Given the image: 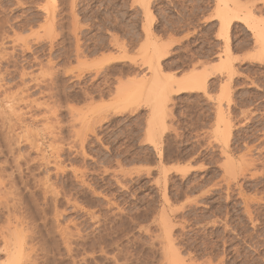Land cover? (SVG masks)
<instances>
[{
    "label": "rangeland",
    "instance_id": "374dc122",
    "mask_svg": "<svg viewBox=\"0 0 264 264\" xmlns=\"http://www.w3.org/2000/svg\"><path fill=\"white\" fill-rule=\"evenodd\" d=\"M224 1L0 0V264H264V0Z\"/></svg>",
    "mask_w": 264,
    "mask_h": 264
},
{
    "label": "bare ground",
    "instance_id": "6f19581e",
    "mask_svg": "<svg viewBox=\"0 0 264 264\" xmlns=\"http://www.w3.org/2000/svg\"><path fill=\"white\" fill-rule=\"evenodd\" d=\"M231 1V0H230ZM17 2V1H16ZM143 2V1H142ZM218 2H219V4H217L218 5V10H219V13H218V18L221 20V24L223 25L222 26V28L223 27H225V28H223V31H224V29L226 30V33H228V31H229V28H230V25H231V19H234V21L235 20H243V21H247V23H248V20H249V18H250V16H243L242 17V15L241 14H239V12L237 13V12H235V10L233 11V10H230V8H229V3L227 2V1H224V0H218ZM232 2H233V0H232ZM17 4V3H16ZM58 5V4H57ZM71 5V4H70ZM73 5V4H72ZM21 7H24V6H21ZM71 8V7H70ZM72 9V8H71ZM71 11H73V10H71ZM54 12V11H53ZM47 13V12H46ZM44 14V13H43ZM72 14V13H71ZM70 14V15H71ZM55 15V14H54ZM232 15V16H231ZM43 16V15H42ZM59 17V16H58ZM231 18V19H230ZM74 19H75V17H74ZM49 25H51V24H49ZM260 29V28H259ZM7 31V30H6ZM259 31H261V32H257V36L260 38V40L262 41V43L264 44V27L261 29V30H259ZM148 33V32H147ZM146 33V34H147ZM224 33H225V31H224ZM191 35V34H190ZM79 38V37H78ZM73 41V40H72ZM77 41V40H76ZM114 41V40H113ZM117 41V40H116ZM259 41V40H258ZM9 42V41H8ZM3 43V42H2ZM55 43V42H54ZM81 43V42H80ZM160 43V42H159ZM174 44V43H173ZM47 45V44H46ZM61 45V44H60ZM161 46H162V43H161ZM167 46H169V45H167ZM173 46V45H172ZM171 46V47H172ZM164 47H165V44H164ZM170 47V46H169ZM2 48V47H1ZM28 48V47H27ZM26 48V49H27ZM30 48V47H29ZM65 48V47H64ZM63 48V49H64ZM66 49V48H65ZM169 49V48H168ZM163 50V49H162ZM25 51V50H24ZM30 52V51H29ZM148 52V51H147ZM160 53V50H159V47H157V44H155V47H154V49L152 50V51H149V53H148V55H147V58H148V65L150 66V68H149V70H151V71H155V70H157L156 68H154L155 66H154V57L157 55V54H159ZM162 53H164V52H162ZM4 54H6V53H4ZM42 54V53H41ZM227 54H230V49H228L227 50ZM72 55V54H71ZM7 56H8V54H7ZM85 56V55H84ZM166 56V55H165ZM229 56L227 55L226 56V59L229 61V58H228ZM2 58V57H1ZM0 58V59H1ZM77 58V57H76ZM79 58V57H78ZM132 58V57H131ZM143 58V57H142ZM9 59V58H8ZM35 59V58H34ZM84 59V58H83ZM133 59V58H132ZM135 59V58H134ZM138 59V58H137ZM2 60V59H1ZM78 60V59H77ZM141 60H143V59H141ZM140 60V61H141ZM146 60V59H145ZM159 60H160V58H159ZM221 60H222V58H221ZM224 60V59H223ZM33 61V60H32ZM35 61V60H34ZM41 61V60H40ZM58 61V60H57ZM134 61V60H133ZM5 62V61H4ZM39 62V61H38ZM142 62V61H141ZM144 62V61H143ZM142 62V63H143ZM221 62V61H220ZM223 62V61H222ZM221 62V63H222ZM85 63V62H84ZM136 63V62H135ZM145 63V62H144ZM82 64V63H81ZM134 64V63H133ZM157 64H158V67H159V69H161V63H160V61L159 62H157ZM84 65V64H83ZM86 65V64H85ZM145 65H146V63H145ZM144 65V66H145ZM228 67H229V65L228 64H226ZM95 66H97V65H95ZM218 66V65H217ZM226 66V67H227ZM89 68H91V67H89ZM88 68V69H89ZM62 69H63V67H62ZM155 69V70H154ZM157 70L158 72L160 71V70ZM142 70V69H141ZM54 71V70H53ZM60 71V70H59ZM163 71V70H162ZM161 71V72H162ZM221 71V70H220ZM224 71V70H223ZM28 72V71H27ZM50 72V71H49ZM157 72V73H158ZM161 72H159V73H161ZM69 73V72H68ZM99 73V72H98ZM156 73V74H157ZM2 74V73H1ZM0 74V75H1ZM60 75V74H59ZM71 75V74H70ZM138 75V74H137ZM143 75H145V74H143ZM159 75V74H158ZM156 76L155 75V79H154V84H155V86H156V92L158 93L157 95H158V101H157V108H156V110L157 111H155L153 114H161V111H162V109L163 108H165V107H167V105H168V102H169V98H170V93L172 92V94L173 93H177V94H180V93H186V92H191V91H196V90H205L206 91V88H207V81H205V80H203V78H201V77H199V75L198 74H193V76H192V78L188 81V83L186 82V84H183V85H181L182 83H180V82H178L177 80V82L174 80V78L172 77H169V78H167V79H169V80H164L163 78V80L165 81H162L161 80V76ZM163 75V74H162ZM204 75V74H203ZM207 75V74H206ZM237 75V74H236ZM235 75V76H236ZM4 76V75H3ZM22 76V75H21ZM28 76H30V75H28ZM73 76V75H72ZM205 76V75H204ZM209 76V75H208ZM24 77V76H23ZM96 77H97V75H96ZM211 77V76H210ZM1 78V77H0ZM21 78V77H20ZM78 78V77H77ZM141 78H142V76H141ZM145 78H146V76H145ZM209 78V77H208ZM2 79V78H1ZM56 79V78H55ZM142 79H144V78H142ZM12 80V79H11ZM23 80V79H22ZM21 80V81H22ZM82 80V79H81ZM44 81V80H43ZM106 81H108V80H106ZM46 82V81H45ZM80 82V81H79ZM1 83H3V82H1ZM5 83V82H4ZM3 83V84H4ZM36 83V82H35ZM105 83V82H104ZM120 83H123V82H120ZM119 83V84H120ZM176 83H178V88L176 87ZM185 83V82H184ZM48 84V83H47ZM98 84V83H97ZM102 84V83H101ZM132 84V83H131ZM134 85H135V83H133ZM132 84V85H133ZM5 85V84H4ZM31 85V84H30ZM37 85H38V83H37ZM123 85H125L124 83H123ZM180 85V86H179ZM226 85V84H225ZM10 86V85H9ZM26 86V85H25ZM35 86H36V84H35ZM127 86L128 85H126V89H127ZM152 86H154V85H152ZM253 86V85H252ZM11 87V86H10ZM47 88V87H46ZM81 88V87H80ZM133 88H135L134 86H133ZM142 88V87H141ZM177 88V89H176ZM226 88V87H225ZM37 89V88H36ZM122 89H124L125 90V88H122ZM138 89H139V87H138ZM137 89V90H138ZM152 89H153V87H152ZM228 89H229V87H228ZM260 89V88H259ZM230 90V89H229ZM229 90H228V93H229ZM139 91V90H138ZM176 91V92H175ZM228 93H227V95H224V96H228ZM31 94V93H30ZM34 94V93H33ZM190 94V93H189ZM28 95V94H27ZM174 95V94H173ZM24 96V95H23ZM103 96V95H102ZM122 96V95H121ZM148 96H149V94H148ZM147 96V97H148ZM132 97H134L133 95H132ZM25 98V97H24ZM127 98V97H126ZM225 98V97H224ZM128 99V98H127ZM226 99V98H225ZM123 100V99H122ZM121 100V101H122ZM129 100V99H128ZM130 100H133V98L132 99H130ZM171 100V99H170ZM146 101V100H145ZM138 102V101H137ZM135 103V102H134ZM112 104V103H111ZM116 104V103H115ZM137 104V103H136ZM142 104H144V103H142ZM159 104V105H158ZM173 104V103H172ZM49 106V105H48ZM56 106V105H55ZM105 106H106V104H105ZM9 107V106H8ZM7 107V108H8ZM59 107V106H58ZM173 107V106H172ZM48 108V107H47ZM47 108L45 109L44 108V111L45 110H47ZM55 108V107H54ZM107 108V107H106ZM140 108V107H139ZM50 109H51V107H50ZM67 109V108H66ZM166 109V108H165ZM222 109V108H221ZM13 110V109H12ZM106 110V109H105ZM108 110V109H107ZM136 110V109H135ZM159 110H161V111H159ZM11 111V110H10ZM56 111H57V109H56ZM55 110H54V112H56ZM60 111V110H59ZM58 111V112H59ZM221 111H223V110H221ZM4 112V111H3ZM13 112H15V110L13 111ZM100 112H103L102 110L100 111ZM220 112V111H219ZM224 112V111H223ZM12 113V112H11ZM10 113V114H11ZM34 113V112H33ZM70 113V112H69ZM73 113V112H72ZM170 114H171V112H169ZM168 113V114H169ZM5 114H6V112H5ZM15 114V113H14ZM13 114V115H14ZM19 114V113H18ZM17 114V115H18ZM21 114V113H20ZM46 114V113H45ZM44 114V115H45ZM53 114H55V113H53ZM52 114V115H53ZM110 114V113H109ZM112 114V113H111ZM220 114H221V120L223 119V122H224V120H225V118H224V116L225 115H222V113L220 112ZM224 114V113H223ZM51 115V114H50ZM100 115V114H99ZM219 115V114H218ZM3 116H4V114H3ZM19 116V115H18ZM30 116V115H29ZM43 116V115H42ZM46 116V115H45ZM54 116V115H53ZM52 116V117H53ZM72 116V115H71ZM229 116V115H228ZM2 117V116H1ZM8 117V116H7ZM21 117V116H20ZM27 117V116H26ZM36 118V117H35ZM34 118V120H36ZM47 117H45V119H46ZM95 118V117H94ZM170 118V117H169ZM218 118V117H217ZM21 119V118H20ZM24 119V118H23ZM43 119H44V117H43ZM52 119V118H51ZM3 120V119H2ZM104 120V119H103ZM49 121V120H48ZM58 121H59V119H58ZM94 121V120H93ZM107 121V120H106ZM226 121V120H225ZM5 122V121H4ZM15 122H17V121H15ZM19 122H20V120H19ZM50 122V121H49ZM97 122V121H96ZM99 122V121H98ZM97 122V123H98ZM222 122V121H221ZM6 123V122H5ZM36 123V122H35ZM62 123V122H61ZM164 123V122H163ZM228 123V122H227ZM9 124H12V123H9ZM25 124V123H24ZM30 124V123H29ZM60 124V123H59ZM244 124V123H243ZM246 124V123H245ZM7 125V124H6ZM17 125V124H16ZM61 125V124H60ZM65 125V124H64ZM94 125V124H93ZM224 125V124H223ZM15 126V125H14ZM97 126V125H96ZM222 126V125H221ZM242 126V125H241ZM57 127H59V126H57ZM171 127V126H170ZM19 128V127H18ZM54 128V127H53ZM93 128V127H92ZM91 128V129H92ZM224 128V127H223ZM235 128V127H234ZM18 130V129H17ZM22 130V129H21ZM59 130V129H58ZM74 130H75V128H74ZM56 131V130H55ZM60 132V131H59ZM70 132V131H69ZM150 132V131H149ZM9 133H10V131H9ZM24 133V132H23ZM52 133H54L53 131H52ZM73 133V132H72ZM94 133V132H93ZM229 134V133H228ZM9 135H11V134H9ZM14 135V134H13ZM30 135V134H29ZM48 135V134H47ZM59 135V134H58ZM35 136V135H34ZM46 136V135H45ZM43 137H44V135H43ZM24 138V137H23ZM35 138V137H34ZM57 138V137H56ZM224 138V137H223ZM11 139V138H10ZM13 139V138H12ZM40 139V138H39ZM63 139V138H62ZM87 139V138H86ZM9 140V139H8ZM34 140V139H33ZM54 140V139H53ZM65 140V139H64ZM150 140V139H149ZM7 141V140H6ZM13 141V140H12ZM24 141V140H23ZM62 141V140H61ZM15 142V141H14ZM33 142V141H32ZM37 142V141H36ZM36 142H34L35 143V145H36ZM151 142V141H150ZM19 144V143H18ZM30 144V143H29ZM50 144H51V142H50ZM56 144V143H55ZM75 144V143H74ZM219 144V143H218ZM11 145V144H10ZM40 145V144H39ZM56 145H58V144H56ZM209 145H211L210 143H209ZM206 146H207V144H206ZM38 147V146H37ZM55 147V146H54ZM53 147V149H55ZM62 147V146H61ZM58 148V147H57ZM56 148V149H57ZM28 149V148H27ZM59 149V148H58ZM63 149V148H62ZM67 149V148H66ZM209 149V148H208ZM35 150V149H34ZM51 150V149H50ZM75 150V149H74ZM81 150V149H80ZM217 150V149H216ZM30 151V150H29ZM43 151V150H42ZM54 151V150H53ZM57 151H59V150H57ZM56 151V152H57ZM69 151V150H68ZM36 152V151H35ZM55 152V151H54ZM40 153V152H39ZM58 153V152H57ZM46 154V153H45ZM53 155V154H52ZM252 155V154H251ZM26 156H28L27 154H26ZM44 156V155H43ZM37 157V156H36ZM35 157V158H36ZM42 157V156H41ZM22 158V157H21ZM38 158V157H37ZM58 158V157H57ZM56 159V158H55ZM231 158H228L227 160V162H228V164H230V166H232L233 167V163H231L232 162V160H230ZM246 159V158H245ZM248 159V158H247ZM33 160H34V158H33ZM62 160V159H61ZM43 161V160H42ZM246 161V160H245ZM256 161V160H255ZM253 162V161H252ZM56 163V162H55ZM246 163V162H245ZM248 163V162H247ZM247 163H246V165L245 166H248L247 165ZM257 163V162H256ZM227 164V163H226ZM232 164V165H231ZM254 164V163H253ZM52 165V164H51ZM55 165V164H54ZM58 166H59V164H57ZM57 165H56V167H57ZM224 165V163L222 164V166ZM256 165V164H255ZM226 166H228V165H226ZM225 166V167H226ZM47 167V166H46ZM232 167H230V172L232 171L233 172V169H234V167H233V169H231ZM249 167H251V166H249ZM253 167H255L254 165H253ZM59 167H57L56 169V171H60V169L61 168H59ZM205 169V168H204ZM240 169H242L241 168V166H240ZM247 169H249V168H247ZM203 170V169H202ZM235 170V169H234ZM66 171V170H65ZM243 171V170H242ZM255 171V170H254ZM257 171V170H256ZM54 173V172H53ZM81 173V172H80ZM233 174H234V172H233ZM240 174H241V172H240ZM243 174V173H242ZM246 174H247V172H246ZM84 175V174H83ZM228 175V174H227ZM231 176H232V174H230ZM236 175V174H235ZM258 175V174H257ZM240 176V175H239ZM256 176V175H255ZM241 177V176H240ZM232 178V177H231ZM248 180V179H247ZM224 182V181H223ZM227 182V181H226ZM225 182V183H226ZM242 182V181H241ZM217 183V182H216ZM228 183V182H227ZM232 183V182H231ZM43 184H44V182H43ZM215 184V183H214ZM214 184H212V185H214ZM53 186H54V184H52ZM120 185V184H119ZM43 186V185H42ZM47 186V185H46ZM121 186V185H120ZM166 186V185H165ZM192 187V186H191ZM211 187V186H210ZM230 187V186H229ZM49 188V187H48ZM216 188V187H215ZM220 188V187H219ZM212 189V188H211ZM47 190H49V189H47ZM213 190V189H212ZM214 191V190H213ZM47 192H49V191H47ZM46 192V193H47ZM53 193V192H52ZM51 193V194H52ZM209 193V192H208ZM47 194H49V193H47ZM54 194V193H53ZM215 194V193H214ZM46 195V194H45ZM239 195V194H238ZM50 196V195H49ZM54 196H55V194H54ZM259 197V196H258ZM46 198V197H45ZM55 200V199H54ZM231 200V199H230ZM258 201V200H257ZM251 202V201H250ZM195 205V204H194ZM197 205V204H196ZM233 205V204H232ZM248 205V204H247ZM184 210V209H183ZM176 212V211H175ZM179 212V211H178ZM186 212V211H185ZM177 213V212H176ZM175 213V214H176ZM166 214V213H165ZM251 215V214H250ZM166 216V215H165ZM174 218V217H173ZM253 219V218H252ZM167 220H168V216H167ZM162 221V220H161ZM164 221V220H163ZM211 222V221H210ZM214 224H216V223H214ZM219 224V223H218ZM167 224H165L164 226H166ZM255 225V224H254ZM203 226V225H202ZM208 226V225H207ZM169 227H171L170 225L168 226V228ZM256 227V226H255ZM167 231H168V229H167ZM171 231V230H170ZM169 231V232H170ZM213 231V230H212ZM168 233V232H167ZM160 234H161V232H160ZM188 235V234H187ZM205 235V234H204ZM160 236V235H159ZM212 236V235H211ZM170 237H171V232H170V234L168 233V236H167V238H168V246L167 247H165L166 248V252H168V254H169V257L167 258V262H168V264H191V261H189L188 260V262L189 263H187L186 261H185V259H183V258H181V256H180V252H178L179 250H177L176 249V246L173 244V243H175V242H173L174 240H171L170 239ZM228 238V237H227ZM187 239V238H186ZM162 240V239H161ZM218 240V239H217ZM181 241V240H180ZM225 242V241H224ZM196 244V243H195ZM203 244H204V242H203ZM178 247V246H177ZM183 248V247H182ZM200 249V248H199ZM232 251V250H231ZM163 252V251H162ZM166 256V255H165ZM168 256V255H167ZM189 258V257H188ZM192 258V257H191ZM165 259V258H164ZM205 260V259H204ZM199 262V261H198ZM193 263V262H192ZM201 263V262H200ZM196 264V263H195ZM219 264V263H218Z\"/></svg>",
    "mask_w": 264,
    "mask_h": 264
}]
</instances>
